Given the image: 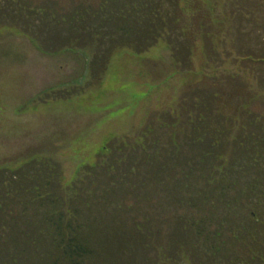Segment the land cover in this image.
Segmentation results:
<instances>
[{"label": "rangeland", "instance_id": "374dc122", "mask_svg": "<svg viewBox=\"0 0 264 264\" xmlns=\"http://www.w3.org/2000/svg\"><path fill=\"white\" fill-rule=\"evenodd\" d=\"M54 1L0 0V188L12 176L22 188L49 180L39 170L87 195L90 209L77 199L67 210L86 219L95 264H153L159 256L174 264H264V196L248 205L236 190L234 204L222 202L225 172L240 189L250 176L264 179V0H182L189 38H181L188 45L178 60L162 40L143 53L117 50L105 72L90 71L91 52L70 42L67 29L42 24L52 22L42 7ZM71 2H57L59 11ZM240 9L247 15L236 19ZM236 157L245 165L238 174ZM16 199L19 229L33 233L32 191ZM190 221L206 222L203 241ZM19 229L0 228V264H68L48 236L26 244ZM217 231L221 251L207 252L206 234Z\"/></svg>", "mask_w": 264, "mask_h": 264}, {"label": "trees", "instance_id": "16d2710c", "mask_svg": "<svg viewBox=\"0 0 264 264\" xmlns=\"http://www.w3.org/2000/svg\"><path fill=\"white\" fill-rule=\"evenodd\" d=\"M10 1L11 0H9V2ZM19 1L20 2H17L19 3V5L26 3L32 5L31 0ZM9 2L7 0V4L5 5L9 6ZM57 2H60V0L54 1V3L52 2L51 4L47 3L45 7H42V13H45L47 17H52L51 23L43 22L42 24L47 27L53 23L58 28H63L64 31H66L65 29H67V32L70 35L71 39L70 42L77 43L90 51L92 56V59L89 62L91 72H105L108 67L107 62L109 58L117 50L122 48H129L134 52L143 53L156 46L162 40H167L168 45L173 48L172 52L175 55L174 57L178 60L179 57L184 54L186 45H188V42L181 41V38H189V32H182V29L185 28L181 26L182 21L180 20V18L182 17L181 15H183L182 12L184 9L182 0H99V2H96V0H72V6L62 11L63 13H61L60 11L64 8L60 9L57 6ZM37 9L39 10L40 7H38ZM9 13H11V11H9ZM246 15L247 13L244 9L233 11V16L236 17V19L237 17H246ZM33 29L32 33L38 36L39 39L44 40L45 43L52 42V40H45L43 34H39L38 31H34ZM39 29L42 28L39 27ZM57 31L59 32L58 29ZM207 33L210 34V32ZM47 34L50 38H52L53 35L51 31ZM213 37L216 40H213V43L216 44L213 47V50L218 51V44H220V35H213ZM202 38L205 39L204 37ZM180 43H182V49L179 48ZM209 106H211L210 101H208L207 104L204 105V107ZM214 111L215 109H212L211 113ZM208 116L210 117V114ZM201 141L202 145H207L208 149L211 148V150H204L213 154V141H211L210 138L206 139V137L204 136H202ZM160 142V139H158V143L156 145L157 147L159 146ZM197 145H199V143H197ZM148 152L149 150L147 151V153ZM258 153L259 152H256L254 153V155L251 153V155L256 157ZM204 154L201 158L203 160H206L207 157H205ZM254 157H250V159H254ZM258 159L259 161H264V155L261 153L258 156ZM243 161L244 160L241 157L239 159L238 157L233 158L231 161L232 166H234L233 170L236 169V171L234 172H236L237 174V171H239L240 173L245 170V165L241 164L243 163ZM236 162H239L240 165L236 164ZM246 163L247 165L249 164L248 162ZM91 168L93 169V167H89L88 171L92 170ZM45 172L46 171L40 172L38 170L36 173L38 174V178L42 176V174L40 173L47 174L49 180L43 182V178L45 176L43 175L41 181H33L31 185L29 183L28 186H23V184L20 183L23 188L20 185H12V181L14 179L16 180L14 176H12L10 179L8 178L3 180V186L5 187V189L3 191V186L0 188V228L6 227L8 228V230H10V233L11 230L16 231L17 229H19L17 219L12 213V208L13 205L16 204V198L20 196L21 192L23 193L25 189H27L28 191L31 190L32 200H35L37 209V225L35 224L36 228L34 230L36 234L34 232L29 233L27 229L22 228L21 229L23 231L21 232V229H19L23 236V239L26 240V244L30 243L31 245H33L34 243H36L38 237L48 236L51 239L52 243H54V246L60 251V255L61 257H63L62 259L67 261L68 264H95L94 258L98 256V251L92 246L89 237H83L88 227L86 219L85 222L80 223V210L75 208L74 213L72 210H67L68 207L72 206V202L75 203V201L73 200L77 199L78 201L76 202V204H78L79 201H82L83 199L85 207L89 208L90 200L88 199V196H83L82 193L77 192L76 187L65 188L61 183H58L56 177L52 178V175ZM229 175L230 173L227 174V172H225L223 176L225 181L228 182V186L226 187L224 185L223 187V203L226 198H229V202L227 203L229 205H231V202L232 204H234L232 195L236 190L239 192V202L240 199H242L245 202H248V205L250 203L249 200L255 201L256 197L260 198L264 196V179L261 176H250L251 179L246 180L244 188L240 189V187L237 185L240 180L230 179V177L227 178V176ZM95 179V177L92 178L91 183H95ZM19 181L22 182V179L20 178ZM96 189V187L93 188V190ZM72 191L75 193V197H73L74 193H72ZM89 191L91 192V190ZM111 191L112 192L110 193L114 192V190ZM63 192H65V195L63 194ZM108 195L109 193L107 194V197H109ZM211 198L213 197H210L209 194L203 196L204 211L208 212V205L210 204ZM237 201L238 198L235 203ZM180 203L187 204L186 198L184 197V199H181ZM189 205L198 210L197 202H193ZM242 205H244V203ZM27 206V204L24 205L25 211L28 210ZM86 213L87 212H85L84 214ZM217 220L223 223H226L227 221L221 219L220 217L217 218ZM196 221H190V223L192 222L191 224L194 226L189 225L187 226V228H195L193 230V235H196L199 242H201V240L203 241V238L199 236H202L204 234L203 231L204 229H206V222L199 221L197 223ZM236 230L234 231V234L239 229L237 231ZM137 232L142 234V232L140 231ZM217 232V234H206L205 239L208 241L207 243L210 246V249H207V252H211V250H219L218 252L220 253L221 249L219 247L221 246L217 244V240H221V238H224V236L223 234H221V232ZM139 233L137 234V236H139V239L143 240V234L140 235ZM2 238H4V234L1 233L0 230V239ZM214 241L216 243H214ZM225 243L228 242L224 241L223 244ZM186 249L188 250L187 247ZM226 252L229 254H233L232 248L227 250ZM13 257L15 258L17 256L13 255ZM159 257L157 259L155 258L156 260H151L152 262H154L153 264H161V262L164 264H174V260H172L171 258H162L161 256ZM210 263L215 264L214 262Z\"/></svg>", "mask_w": 264, "mask_h": 264}]
</instances>
